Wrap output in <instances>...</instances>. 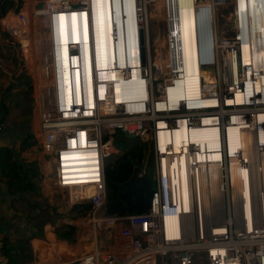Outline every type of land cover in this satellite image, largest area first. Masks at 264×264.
Wrapping results in <instances>:
<instances>
[{
  "label": "built area",
  "instance_id": "built-area-1",
  "mask_svg": "<svg viewBox=\"0 0 264 264\" xmlns=\"http://www.w3.org/2000/svg\"><path fill=\"white\" fill-rule=\"evenodd\" d=\"M103 1L34 0V3H29V10L20 8L15 15V27L11 26L9 29L11 35L16 37L22 51L23 36H27L34 42L38 54L36 59L38 64H35L33 59L34 74L36 67L41 76L43 69L46 74L44 80L47 79V81L41 87L39 109V128L44 131V135L39 140L38 134H35L41 143L43 154L49 156V160L52 161V171L47 173L46 177L52 180L51 186L55 189L66 191L82 186L84 189L91 188L93 191L91 197L76 201L68 199L67 202L69 205L91 204L88 218L92 226L98 231L116 229L115 234L119 239L112 248H97L83 257L79 263L264 264V171L259 165L264 161V148L256 139L258 129L264 131V127L255 119L259 113L264 114V61L261 62L258 70L253 66L247 67L248 65L243 64L239 50V47L245 43L252 51L264 52V0H255L256 5L252 9L249 8L252 13H256L258 8L261 18L260 22L254 23V29L251 27V12L246 13V9H243L245 14L243 18L245 35L243 36L239 35V23L233 25L226 21V17L231 16L238 9V0H211L212 11L210 6L196 5L197 15L206 12V16L199 19L197 30L195 29L197 48L202 49L208 56L207 59H203L204 63H201L199 67L208 66L210 69L214 67V71L210 70V72L215 78L213 84L202 83L203 97L206 99L205 102L214 100L216 103L214 106L193 109L187 108L186 99L183 98L179 99L174 106L166 103L171 102L170 89H175V82L182 76L186 77V73L180 68L184 67L181 52L182 38L180 40L174 31L177 26L176 2L173 0H117L119 3L120 1L128 3L127 7H124V15L119 16L121 38L116 44L117 47L125 49L126 53L121 59H114V56H111L110 64L105 61V54L100 55L101 68L110 66L109 69L101 70L102 76L101 74L100 76L105 80L111 79V83H101L96 63L92 65L89 63V59L92 60L93 57V47L88 42L86 21L89 4H96V7L101 10ZM158 1L162 2L159 15L155 9ZM105 2L104 9L108 17L110 0ZM39 4H42V7L36 8ZM230 7L232 10L226 15L225 11ZM128 9L132 15L123 23L122 17H126ZM67 14L80 15L79 18L83 23L81 24L82 43L79 46L74 44L69 45L68 48L66 46L64 61L62 60L63 48L57 46L61 51L59 64L62 70V81H64L63 66L66 61L67 67L70 63V66H76L74 68L77 71L79 68L80 71L79 74L74 73L77 84L74 92L77 93V97L80 95L79 75L80 78L82 75L83 80L86 81L92 78L95 83L92 82V88L89 91L86 89L87 106L75 105L77 104L75 98L73 101L68 90H65L64 109L59 111L57 109L59 95L55 89L49 87L52 82L50 79L54 78L52 63L55 47L52 40L45 36L44 26L51 19H59ZM197 17L200 18V16ZM219 18L226 21V33L231 36L226 38L223 31L219 30L217 26ZM159 22L162 27L158 29V33L163 36V45L158 44L152 35L157 32L152 28H156L155 24ZM246 22L250 24L248 28ZM127 23L131 27V33L124 35L122 26L127 27ZM212 25L216 35L217 31H220V37L217 35L214 41L211 34ZM178 27L181 30V26ZM100 29L103 38L107 34L113 41L112 26L108 24L104 33L103 20L102 24L100 21ZM110 39L107 43L112 47ZM99 45L106 48L105 40H100ZM163 57L167 58L166 63L158 65V59ZM233 60L236 63L235 72L232 67ZM119 64H122L123 68H115ZM217 66H220V73L215 69ZM103 73L108 74L103 75ZM116 77L122 82H115ZM34 79L36 80L35 76ZM126 81H136L135 83L140 87L139 98L131 99L125 94L124 82ZM92 89L95 101L92 99ZM235 91L242 93L245 105L240 107L237 104L227 105L226 101L234 97ZM118 100H121L119 104L116 103ZM99 102H102L101 106H98ZM68 109L71 110L66 113ZM235 118L244 121L246 127L242 130H246V134L254 139L253 159L240 158L242 165L249 167L251 172L250 221L245 215V197L240 194L241 186L237 181L232 183L229 170L232 158L228 155L226 129L235 123ZM205 119L215 120L214 125L204 126ZM179 122H184L188 128L194 124L199 127H215L219 131L221 142L218 152L222 161L219 192L223 197L219 222L211 221L210 216L213 212H207L205 205L204 193L209 190L211 180L210 152L203 153L201 163L188 161L189 209L182 210L179 201L175 200L171 182L173 178H177V172L172 171L171 165L176 158L173 154H167L168 152L163 154L160 150L158 138L161 129L158 128L160 123H164L167 130L168 126L177 127ZM1 129L0 126V131ZM121 133L143 139L151 146L150 205L148 211L140 214L125 216L105 214L104 206L108 198V188L104 170L108 158L118 152L112 146L114 135ZM106 147L115 152L111 153V156H106L104 153ZM183 147L185 146H182V152ZM195 147L197 146L193 147L191 143L187 146L192 156L196 155ZM76 149H83L85 152L74 156L72 153ZM252 160L255 162L254 168L250 166ZM79 180L86 183L73 184ZM79 191L80 189L78 193ZM166 208L172 212L167 216L163 214ZM100 211L105 213L99 215ZM171 215L178 216L175 235H168L166 228L168 224L165 218Z\"/></svg>",
  "mask_w": 264,
  "mask_h": 264
},
{
  "label": "bare ground",
  "instance_id": "bare-ground-1",
  "mask_svg": "<svg viewBox=\"0 0 264 264\" xmlns=\"http://www.w3.org/2000/svg\"><path fill=\"white\" fill-rule=\"evenodd\" d=\"M176 2V31L179 30L177 33V37H180V40L182 38V44H181V52H182V61L184 59V67H180L183 69V71L186 73V77L182 76L180 80L175 82V89H170V103L171 106L176 105L177 101L179 99H186L187 108L193 109L197 107L202 106H214L215 101H207L204 100L205 97H203V87L202 83L204 84H213L214 83V75L210 72L214 71V67H211V69L208 66L205 67H199L201 63H204L203 59H207L208 56L206 53H203L202 49H198L197 47V36H196V30H197V24L200 23L199 19H202L206 16V12L200 13V15H197L196 13V5H201L203 7H211V0H173ZM225 1V0H224ZM238 9H236L235 13H233L231 16L226 17L227 22H231L233 25L236 23H239L240 26V36L245 35L244 28H245V21H244V13L243 9H246V13L251 12L249 8H253L254 5H256L255 0H238ZM131 3V2H130ZM128 3L127 1H120V3L117 0H110L109 3V13L107 17V12L105 11L106 2L105 0L102 2V9L100 10L97 8L96 4H89V14L86 21V28L88 32V42L91 43V47H93V57L92 60L89 59L90 65L96 63V66L99 70V81L101 83H111V79L105 80L101 78L102 73L101 70L109 69L110 66H106V68H101V61H100V55L105 54V61L107 64L109 62V59L111 56H114V59L122 58V55H125L126 50L117 47V42H120L121 38V31H120V22L121 19L119 18L120 15H124V7H127ZM161 5L162 2L158 1V3L155 5V9L158 12L159 15L161 13ZM26 6V5H24ZM27 8V7H25ZM212 11V7H211ZM103 12V13H102ZM123 13V14H122ZM192 14L194 16V19L192 20V26L191 27H182L181 30L178 28V19H185L188 15ZM132 15V12L128 9L126 17H122L123 23L129 17ZM79 14H73L70 16L69 14L65 16H61L59 19L50 20V22L46 23V26H44L45 29V36L48 37V39L52 40V44L55 47L54 53H53V79H50L51 85L49 87H52V89H55L57 91V94L59 95L58 100V110L61 111L64 109L63 104V98H64V91L68 90V94H70L71 99L75 98V102H77L78 106H87V94L86 89L89 91V89L92 88V82L94 80L92 78L86 80H83L82 75L80 78L79 75V83H80V95L77 97V93L74 91L77 89L76 87V80L74 77V73L79 74V68L78 71L74 68L76 66H70V63L68 64L69 67H67L66 61L64 62V81H62V70L61 65L59 64V58L61 57V51L57 48V46H61L63 48V61L64 56L66 57V46L67 48L69 45H81L82 39H81V24L82 19L79 18ZM103 16L104 24L105 22L112 26L113 29V41L110 39V37L106 34L105 38L108 40H111L112 47L108 45L106 42V48H102L100 45L98 46L100 40H104L103 36L101 35L99 30L100 28V21L102 24L101 18ZM197 16H200L198 18ZM105 17V18H104ZM261 18L259 15V10L257 8L256 13L251 12V27L253 28V25L255 22H260ZM99 22V23H97ZM97 23V27H96ZM61 24V25H59ZM64 24L67 26L64 27ZM231 24V25H232ZM184 25V24H183ZM105 26V25H104ZM247 28L250 26L248 22H246ZM15 27V25L13 26ZM74 27V31L72 32V29ZM196 29V30H195ZM97 33V39L95 41V32ZM123 34L129 35L131 33V27L129 23H127V27L122 26ZM133 31V29H132ZM105 33V32H104ZM62 34V37H61ZM211 34L212 39H217L216 30L214 31V25L211 27ZM231 36L226 34V38ZM109 38V39H108ZM106 40V41H107ZM124 41V38L122 39ZM98 42V43H97ZM58 43V44H56ZM93 43V44H92ZM35 45V44H34ZM99 47L101 50V53L99 51L98 57L94 54L96 47ZM109 46V47H108ZM27 47V46H26ZM60 47V48H61ZM206 49V48H205ZM204 49V50H205ZM239 50L242 55V61L244 65H248L247 67L253 66L256 70L259 69L261 66V62L264 61V52L261 51H252L249 49V47L243 43L242 46L239 47ZM113 54V55H112ZM86 56V52L84 51V57ZM167 58H159L158 59V65H164L166 63ZM63 65V64H62ZM80 67V66H79ZM232 67L233 72L236 71V63L235 60L232 61ZM117 69L123 68L122 64H119L118 67H115ZM220 73V66H217L215 68ZM76 70V71H75ZM101 74V76H100ZM108 73H103V75ZM41 75V74H40ZM44 77H46L45 71L43 69L42 71V80L43 82L39 85L36 83V89L38 92V95L41 93V87L43 86V83L45 84L47 79L44 80ZM50 76V78H52ZM68 77V78H67ZM36 78V77H35ZM94 78V77H93ZM68 80V81H65ZM107 81V82H106ZM109 81V82H108ZM115 82H122L120 78H115ZM113 82V83H115ZM136 81H126L124 82V91L125 94L128 95L131 99L139 98V91L140 87L135 83ZM119 84V83H117ZM90 85V86H89ZM257 88L259 89L260 86L258 85ZM116 89H118V85H116ZM121 89V88H120ZM43 90V88H42ZM76 94V95H75ZM92 99L95 101V96L93 93V89L91 92ZM75 96V97H74ZM40 97V96H38ZM57 99V98H56ZM80 100V102L78 101ZM102 101V100H100ZM121 100L116 101L117 104L120 103ZM227 105L237 104L238 107L245 105L244 104V97L241 92L235 91L234 97L232 99H228L226 101ZM38 104H40V98L38 100ZM90 104V103H89ZM102 102H99L98 106H101ZM97 108V106H96ZM71 109H68L66 113H68ZM255 119L258 122H264V114L259 113ZM205 123L204 126H212L215 123V120L212 119H205L203 121ZM160 127L158 129H161L159 132V138H158V144L159 148L162 151L163 154H173V156L176 158V161L171 165V169L173 172H177V178H173L171 182V186L174 190V197L175 200H178L180 203V208L182 210H188L189 209V203H190V191H189V181L187 176V165L188 161H202L203 153L210 152L209 157L212 160L210 163V171H211V180H210V188L209 190L204 193L205 197V205H206V211L211 212L212 209H210L211 205L214 204L220 199L221 195L219 192L220 187V174L222 171V161L221 155L219 151L221 137L219 134V131L215 127H199L197 125L191 124L188 128L184 122H179L178 126L174 127H167L169 129H166V125L164 123L159 124ZM40 126V124H39ZM244 121L240 118H235V123L233 125L228 126L226 129V139L228 142V155L232 158L231 166H229V170L232 175V183L235 181L239 182L241 189L240 194H242L245 197V215L247 217V220H251V212L252 208L250 206V168L247 166L242 165V161H240V158L249 160L253 159L254 150H253V144L254 139L246 134V130H242L245 128ZM40 129V128H39ZM41 136L43 137L44 131L40 129ZM257 142H261L259 145L264 148V131L260 130L257 133ZM191 143L197 149L196 155L192 156V154L188 151L187 146ZM182 146L183 152H182ZM79 148V147H77ZM105 151H108L110 153L115 152L111 148H104ZM85 150L83 149H76L73 151V155L77 156L79 154H83ZM106 156H111L106 154ZM75 159V158H74ZM79 159V158H78ZM52 164V161H50ZM254 161L252 160L251 168H254ZM259 165H261L262 170L264 171V161L261 162ZM170 166V163H169ZM52 171V167H51ZM50 171V172H51ZM49 173V172H48ZM79 181L73 182V184L77 185ZM52 183V180H51ZM86 183V182H85ZM84 188V187H83ZM84 191L90 192V197L93 194V191L91 188H85ZM222 202V201H221ZM220 203V201H219ZM81 204V203H79ZM220 206H222V203H220ZM182 212V211H181ZM185 213V212H183ZM187 213V212H186ZM165 222L168 224L166 225L168 235H175L176 232L174 230L177 227L178 224V216L177 215H171L165 218ZM221 230V229H219Z\"/></svg>",
  "mask_w": 264,
  "mask_h": 264
},
{
  "label": "crops",
  "instance_id": "crops-1",
  "mask_svg": "<svg viewBox=\"0 0 264 264\" xmlns=\"http://www.w3.org/2000/svg\"><path fill=\"white\" fill-rule=\"evenodd\" d=\"M29 3H34V0H4L1 5L0 114L6 113L5 119L8 122L14 118V123H7L6 127L0 124L2 127L0 131V148H9L16 161L37 165L39 189L15 196L9 193L4 183L5 176L0 174L2 177V179L0 178V264H80V260L87 254L92 253L97 248L110 249L113 244L119 242V239L115 234L116 229L112 231L96 230L92 226L88 214L84 217L72 214L70 210L73 205H69L67 201L64 202L65 199L60 200L52 196L54 190L62 192L64 190L54 189L53 186H48L46 183L50 161H46L41 150V143L35 136L36 118L32 115L31 108H28L26 104L27 100L32 98L30 93L34 91V76L38 87H40L39 83L43 82L37 67L34 74V61L35 64H38V60L36 61L38 58L37 49L34 42L29 39L24 53L20 49L16 37H13L9 31L10 27H13L16 22L14 10L18 6L29 10ZM101 20H103V16ZM104 25L105 32L108 24L105 22ZM179 25L181 28L191 27L192 18L180 19ZM97 33L96 31L95 41ZM26 37L23 36V38ZM104 40L105 43L108 42L106 38ZM99 51L101 53L97 46L94 52L96 57H98ZM29 86L31 87L30 92ZM38 96H41V93ZM26 113L32 115L33 128L25 123L27 120ZM19 126H21L20 136L17 135L16 128ZM12 128L16 129L10 131L9 129ZM31 130L32 133H30ZM28 134H33L39 144L35 142V145L21 151L22 140ZM50 165L52 167L51 163ZM85 182L80 181L77 185ZM78 189H80L79 193ZM66 191L70 193L69 199L71 201L90 197V192L84 191L83 186ZM43 215H46L47 221H41ZM74 219H81L82 221L79 224H73L71 222ZM67 227H73L72 237L62 240L58 237L57 231L66 232ZM9 254L12 255V262L8 256Z\"/></svg>",
  "mask_w": 264,
  "mask_h": 264
},
{
  "label": "trees",
  "instance_id": "trees-1",
  "mask_svg": "<svg viewBox=\"0 0 264 264\" xmlns=\"http://www.w3.org/2000/svg\"><path fill=\"white\" fill-rule=\"evenodd\" d=\"M64 27H66L67 29V26L65 24ZM30 90L31 87L29 86V92ZM5 116L6 113L0 114V124L6 127L8 124L14 123V118L12 119V121L8 122L7 119H5ZM35 142L36 141L33 135L28 134L22 140V144L20 147L21 151L35 145ZM126 149L127 150L125 153L119 155L116 159H114V161L107 163V165L105 166L104 172L108 188V201L114 199L117 195V187L114 186L113 183H124L131 177L134 169L132 160H136L138 162L140 172L146 165H150L149 162L144 163L146 155L141 145L134 143L129 148L126 145ZM0 174H3L5 176L4 183L9 190V193L14 194L15 196L17 194L33 192L39 189V170L37 165L35 163L26 164L14 160L13 153L9 148H0ZM0 178L2 179L1 176ZM150 196V193L148 195H145L142 191L138 190L129 191L126 194L124 200L130 207V214H140L148 211L150 205ZM90 211L91 204L89 203L75 204L71 207L70 210L72 214L81 217L86 216ZM106 213L109 215H126L122 205L113 206L112 208L107 210ZM81 221V219H74L71 223L79 224ZM72 233L73 227H67L66 232H61L59 230L57 231L58 237L62 240L71 238Z\"/></svg>",
  "mask_w": 264,
  "mask_h": 264
},
{
  "label": "rangeland",
  "instance_id": "rangeland-1",
  "mask_svg": "<svg viewBox=\"0 0 264 264\" xmlns=\"http://www.w3.org/2000/svg\"><path fill=\"white\" fill-rule=\"evenodd\" d=\"M186 18L187 19H191L192 18V20H193L194 19V16L192 14H190L187 17H185V19ZM178 20H180V19H178ZM155 26H156V28H152V29L155 30V31H157V32L156 33H153L152 35L154 36V38L158 42V44L163 45V41H164L163 40V36L161 35V33H158V29H161L162 24L159 22V23L155 24ZM217 26H218V28H219L220 31H223L224 35L228 34V33H226V21L225 20L219 18L218 21H217ZM219 30L217 31L218 37H220V31ZM28 42H29V38L27 39V37L21 39V43H22V47H23L24 53H25L26 46H27ZM158 52H160V50H158ZM35 84H36V80L34 79V91H31V93H30V95L32 96V98L30 100H27V103L26 104H27V107L28 108H31V110H32L31 113L36 118V122H35V125H36V133L38 134L37 137L40 140V137H41V133H40V129H39V124H40L39 123V107H40V104H38L39 97H38V94H37V90H36V85ZM33 112H34V114H33ZM26 114H27L26 115L27 116V120L25 121V123H27V125H31L32 128H33L32 115L30 116L28 113H26ZM16 128H17V131L19 132V133L17 132V135L20 136L21 134H20V131L19 130H20L21 126L16 127ZM15 129L12 128V129H9V130L12 131V130H15ZM32 130L30 131V133H32ZM114 136H115V138H118L119 137V138L123 139L128 148L130 146H132L134 143H137L138 145H141L142 148H143V150L145 151V155H146L145 160H144V163H146V162L148 163L149 162L150 165L152 164V156H151V152H150L151 146H150L149 142H145L143 139H140V138L124 139L119 134H115ZM33 137L35 139V136H33ZM35 141L37 142L36 139H35ZM37 144H39V142H37ZM107 153H108V155L111 154L108 151H107ZM119 155H121V154L118 153V152H117V154H113V156H111L110 158H108L107 163H110V162L114 161V159H116ZM45 158H46V161H48V162L50 161L49 160V158H50L49 156H45ZM48 165H49V168H50V169H48V171L50 172L51 165H50V163ZM46 183L48 184V186H51L52 185L51 179L49 180V178L47 177ZM69 194L70 193H67V191H63L62 192V191H56V190H54L52 196L53 197H56L57 199H60V200L61 199L62 200L65 199L64 202H66L70 198V195ZM220 197L221 198L220 199L218 198V200L216 202H214V204H212V207L210 208V209H212V212H213V214L210 216L212 222H214V221L219 222L220 219H221V215L222 214H221V206H220V203H223V197H222V195ZM219 201H220V203H219ZM64 207H66V206H64ZM104 213H105L104 211H100L99 212V215L100 214H104ZM105 214H107V213H105ZM41 221H47L46 215H43L42 216ZM84 224H86V223H84ZM8 256L10 257L11 262H12V255L9 254Z\"/></svg>",
  "mask_w": 264,
  "mask_h": 264
},
{
  "label": "water",
  "instance_id": "water-1",
  "mask_svg": "<svg viewBox=\"0 0 264 264\" xmlns=\"http://www.w3.org/2000/svg\"><path fill=\"white\" fill-rule=\"evenodd\" d=\"M4 0H0V11H1V5ZM42 4H39L36 8H41ZM20 10V7L18 6L14 10V14H17ZM232 8L230 7L227 11H225V14L227 15ZM0 18H1V13H0ZM143 53V50H142ZM122 138L124 139H134L135 137L131 134L127 133H121L120 134ZM112 146L118 151V153L123 154L126 152V143L124 142L123 139L121 138H115L114 141L112 142ZM133 161V173L131 177L125 181L124 183H113L114 186L117 187V195L114 199L106 202L104 209L105 211L109 210L113 206L116 205H122L125 211V214L128 215L131 213L129 205L126 203L124 200L126 194L129 191L132 190H138L142 191L145 195H148L152 189V180L150 178V172H151V167L150 165H146L144 169L139 170V164L136 160Z\"/></svg>",
  "mask_w": 264,
  "mask_h": 264
},
{
  "label": "clouds",
  "instance_id": "clouds-1",
  "mask_svg": "<svg viewBox=\"0 0 264 264\" xmlns=\"http://www.w3.org/2000/svg\"><path fill=\"white\" fill-rule=\"evenodd\" d=\"M260 124L264 127V122L263 123L260 122ZM258 130L260 131V129H258ZM257 133H258V131H257ZM257 133H256V139H257ZM165 207H166V205H165ZM171 213L172 212L170 210H168L167 208L165 209V211H163V214L166 215V216L169 215V214H171Z\"/></svg>",
  "mask_w": 264,
  "mask_h": 264
}]
</instances>
